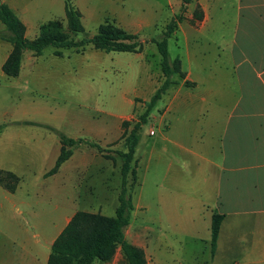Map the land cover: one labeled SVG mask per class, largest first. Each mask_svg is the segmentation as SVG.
<instances>
[{
	"label": "rangeland",
	"instance_id": "374dc122",
	"mask_svg": "<svg viewBox=\"0 0 264 264\" xmlns=\"http://www.w3.org/2000/svg\"><path fill=\"white\" fill-rule=\"evenodd\" d=\"M12 1L25 10L28 38L38 33L40 24L55 18L61 19L66 30L65 0ZM69 1L81 12L84 26L83 32L70 33L71 38L91 37L108 20L138 34L147 72L139 55L105 52L88 44L79 52L74 48L48 46L32 60L28 58L31 52L25 51L19 75L7 77L1 70V61L4 48L10 43L0 42V168L20 177L14 193L0 185V263H3L1 258H7L3 264H24V259L10 262L15 249L23 255L33 254L38 259L34 264H46V243L61 227L63 213L68 214L73 208L114 216L122 181L119 152L125 151L124 136L140 120L149 100L138 97L144 95L146 73L152 80L162 77L159 86L164 79L160 55L152 40L161 37L173 17L172 7L166 0L161 5L151 3L152 8L158 9L157 25L140 32L138 17L143 9L147 13L150 10L142 3L144 0ZM4 29L0 22V31ZM56 49L60 50V56L54 54ZM168 51L170 59L175 56L172 39H168ZM152 110L141 126L142 141L135 157L144 154L145 141L153 140L147 134L150 124L156 130L151 114L157 112ZM100 129L103 137L98 134ZM55 130L73 138L112 141L101 152L113 160L112 172L101 176L92 174L95 165L91 160V172L73 173L66 168L55 176L43 178L42 172L48 170L52 155L60 146ZM91 150L80 147L82 153ZM131 165L136 167L134 160ZM136 170L137 181L135 176H128L133 209L125 229L126 238L143 249L147 264H209L207 244L191 240L185 231L159 227L155 221L153 161L142 158ZM63 206L65 212L61 211ZM155 236L163 240L162 247L157 246ZM104 264L127 263L117 248L112 259Z\"/></svg>",
	"mask_w": 264,
	"mask_h": 264
},
{
	"label": "crops",
	"instance_id": "0c3cea01",
	"mask_svg": "<svg viewBox=\"0 0 264 264\" xmlns=\"http://www.w3.org/2000/svg\"><path fill=\"white\" fill-rule=\"evenodd\" d=\"M161 1L142 2L150 10L147 13L143 9L139 15L138 32L156 27L158 9L150 5H161ZM166 2L173 16L181 10V0ZM4 3L25 24L26 36L25 10L12 0ZM197 10L200 18H195ZM183 16L169 39L176 47L171 60L179 58L184 77L175 74L153 107L157 114L152 113L151 118L156 130L150 124L147 134L153 140L145 141L144 154L135 157L142 141L139 135L135 170L142 158L153 161L155 221L159 227L185 231L191 240L207 244L209 264H264V0H192ZM11 49V43L4 48L1 66ZM129 53L141 56L147 72L144 50ZM33 57L28 56L30 60ZM161 80H152L146 73L144 95L138 97L148 100ZM98 134L103 137V130ZM91 141L102 148L112 142L101 138ZM80 145L92 150L82 153ZM80 145L73 148L56 173L45 176L55 164L60 143L42 177L55 176L66 168L73 173L91 172L92 163L94 175L112 172L115 166L111 158L85 143ZM77 152L81 155L76 156ZM1 186L10 193L17 187L9 191ZM62 187L64 190L66 185ZM76 211L73 208L61 216V227L46 243L45 263L53 241ZM215 214L221 221L212 248ZM162 241L155 236L159 248ZM13 253L10 262L24 259V264H34L38 260L16 249ZM1 260L7 262V258Z\"/></svg>",
	"mask_w": 264,
	"mask_h": 264
},
{
	"label": "trees",
	"instance_id": "16d2710c",
	"mask_svg": "<svg viewBox=\"0 0 264 264\" xmlns=\"http://www.w3.org/2000/svg\"><path fill=\"white\" fill-rule=\"evenodd\" d=\"M191 1L181 0L180 12L175 14L166 24L161 37L152 40L160 55V69L164 79L149 100L145 102L146 108L140 116V120L124 136L125 151L119 152L122 159L120 169L122 175L121 190L118 195L119 204L115 209L114 216L85 210L76 211L53 241L46 264H93L96 261L104 264L112 259L117 248H120L127 264H147L143 249L131 243L125 235V229L130 224L133 209L128 176L136 177V170L131 164L134 160L135 148L139 142L140 129L146 123L148 113L173 83L172 76L178 74L179 77H184L179 58L170 59L168 39L176 29L177 23L183 19L186 4ZM200 17L201 14L197 10L195 18ZM64 18L66 30L61 19L55 18L40 24L37 35L29 39L25 36L26 27L22 20L6 3L0 2V22L5 27L4 31H0V40L8 41L12 45L11 51L1 66L2 72L7 77L18 76L23 53L29 51L33 56H40L48 46L74 48L77 52L88 44H91L94 49L105 52L137 53L143 50V44L138 34L130 33L108 20L101 23L96 33L91 37H84L80 40L71 38L70 33H81L84 31V26L81 20V12L69 0L64 2ZM54 54L61 55V52L56 49ZM56 132L59 136L61 149L54 166L45 176L56 173L60 165L71 156L73 148L77 145L85 143L96 148L99 152L103 151L102 147L94 141L86 138H72L62 132ZM19 180L15 174L0 169V184L9 191H14ZM220 221V215H213L211 223L212 248L215 246Z\"/></svg>",
	"mask_w": 264,
	"mask_h": 264
},
{
	"label": "built area",
	"instance_id": "2783aa9c",
	"mask_svg": "<svg viewBox=\"0 0 264 264\" xmlns=\"http://www.w3.org/2000/svg\"><path fill=\"white\" fill-rule=\"evenodd\" d=\"M150 134H153V130H150Z\"/></svg>",
	"mask_w": 264,
	"mask_h": 264
}]
</instances>
